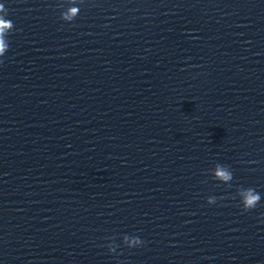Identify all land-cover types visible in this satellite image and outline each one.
Segmentation results:
<instances>
[{"label": "clouds", "instance_id": "obj_1", "mask_svg": "<svg viewBox=\"0 0 264 264\" xmlns=\"http://www.w3.org/2000/svg\"><path fill=\"white\" fill-rule=\"evenodd\" d=\"M0 10H2V6H0ZM75 9L72 10L73 14H75ZM13 22L8 19H4L0 17V55H3L7 45L4 42V36L8 29L12 28ZM217 175L222 179H230V174L223 171L222 169H218ZM259 201V195H251L246 198L245 206L248 208H254L256 203Z\"/></svg>", "mask_w": 264, "mask_h": 264}]
</instances>
